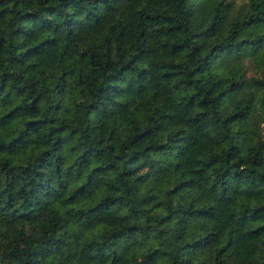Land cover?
Instances as JSON below:
<instances>
[{
  "label": "clouds",
  "instance_id": "1",
  "mask_svg": "<svg viewBox=\"0 0 264 264\" xmlns=\"http://www.w3.org/2000/svg\"><path fill=\"white\" fill-rule=\"evenodd\" d=\"M96 2L105 6L102 9L105 15L96 24L81 17L80 25L73 28L64 50L67 59L53 73L41 109L43 118L50 121L47 131L63 129L52 142L56 138L62 142L71 138L64 154L72 148L77 153L81 148L87 151L91 146L99 149L98 159L105 155L110 158L115 171L108 177L98 178L94 188L87 179L91 169L73 168L70 172V159L63 163L59 176L55 167L48 169L49 182L55 189L45 188L31 214L19 219L6 214L0 218L3 264H25L26 260L28 264H55L54 259L35 261L31 251L46 239L51 226L55 227L57 239L62 241L56 245L63 251L62 264H82L85 257L94 258L98 254L105 255L107 264H112L113 259L126 261V264H143L150 251L156 253L152 257L155 264H242L235 255V247L249 234L261 238L251 245L256 251L250 261L243 264H264V237L261 235L264 225L260 223L264 218V148L260 147L264 145V42L249 45L240 37L237 44L220 49L218 56L209 57L200 69L205 76L197 74L191 78L193 91H202L209 97L205 101L207 107L197 106L189 116L187 111L180 112L178 101L169 99L165 103L166 98L158 95L159 89L149 95L146 84L157 85L166 71L161 67L160 56L152 50L133 62L135 68L128 65L121 71L115 66L124 57L114 46L103 77L77 73L75 65L83 64L81 53L98 58L106 49L110 25H100L113 17L119 20L123 15L117 10L124 0ZM249 5L250 0H236L229 25L236 20L244 21ZM241 28L251 34L248 25L241 24L237 35ZM130 43L125 35L120 47H129ZM188 55L186 51L165 61L179 66L175 69L177 78L172 83L180 84L182 90L185 88L184 73L189 70ZM252 67L257 70L250 77L248 71ZM57 73H63L64 78L60 79ZM101 78L111 79L117 86L102 87ZM208 80L215 82V88L208 85ZM217 88L222 89L223 95L216 91ZM182 94L187 92L177 95ZM153 104L157 109H164L166 115L157 123L149 124ZM190 124L197 125L198 130H204L210 138L212 146L206 152L201 150L189 155L195 143ZM15 126L24 128L20 121H15ZM29 135L30 131L26 130L21 142ZM34 152L35 149H31L25 153L23 160L0 154V160L10 161L13 168L27 167L28 157ZM253 159L258 163L255 169L252 168ZM209 160L213 161L211 165L207 163ZM98 166L94 163L92 168ZM173 169L178 170L174 172ZM198 169H203L200 174L206 173L211 180H216L217 176L223 179L217 181L214 189L197 177ZM186 173L193 183L173 193L175 184L171 178ZM117 176L120 179H115ZM85 182H88V189L84 191L91 190V193L86 200H81L83 192L76 193L75 189ZM65 189L68 196L63 194ZM106 194L118 203L120 212L114 214L117 219L123 221L126 228L136 229L135 232H121L118 224L99 219L103 206H96L98 196ZM68 197L76 202L72 203ZM214 202L230 208L229 214L236 223L227 227L217 223L206 232V223L197 218L212 217L220 212L219 206H212ZM189 207L191 212L186 211ZM202 208L211 211L202 213ZM249 210H255V214L249 215ZM256 228L261 231L253 233ZM96 246H103L100 253ZM39 255L47 256V249Z\"/></svg>",
  "mask_w": 264,
  "mask_h": 264
},
{
  "label": "trees",
  "instance_id": "2",
  "mask_svg": "<svg viewBox=\"0 0 264 264\" xmlns=\"http://www.w3.org/2000/svg\"><path fill=\"white\" fill-rule=\"evenodd\" d=\"M235 5L236 0H124L121 8L117 10L118 13H123L121 18L116 20L113 17L112 20H105L100 25L101 27L110 25V38L105 41L106 49L103 54L98 58H91L87 53H81L83 64L77 63L75 69L77 73L82 72L86 76L103 77V69L110 64L114 46L117 53L124 57L121 63L115 66L121 71L128 65L135 68L136 64L133 62L137 61V58H143L145 53L152 50L155 55L160 56L161 67L166 71L163 72L162 80L157 85L146 84L149 95L157 93L159 89L158 95L166 98L165 103L169 99L178 101L180 112L187 111L190 116L197 106L207 107L205 101L209 100L202 91H193L191 80L197 74L205 76V73L200 71L203 63L213 55L218 56L220 49L237 44L240 37H244L249 45L257 41L264 42V0H250L246 19L242 22L233 21L229 25L231 10ZM104 7L96 0H0V154L18 156L23 160L25 153L35 149V152L28 157L27 167L13 168L10 161L0 160V218L5 214L17 219L29 216L45 188L55 189V186L49 182L50 174L47 170L55 167L56 174L59 176L63 163L69 159L72 164L70 172L73 168L91 169L87 179L94 188L98 178L108 177L115 171L110 158L105 155L98 159L99 149L91 146L87 151L81 148L77 153L76 149L72 148L64 154L63 150L66 144L71 143V138L64 142L56 138L55 142H52V138L57 133H62L63 129L47 131L50 121L43 118L41 109V103L46 96L47 85L53 73L67 59L64 50L73 28L80 25L81 17L96 24L100 17L105 15L102 11ZM241 24H247L252 30L251 34L241 28L237 35V28ZM125 35L131 43L129 47L121 48V41ZM234 36L236 39H233ZM157 49L159 51H156ZM186 51L189 53L187 58L189 70L184 73L185 88L182 90L180 84L172 83L177 78L175 69L179 66L165 63V61L179 57ZM97 65L100 67L98 68ZM252 69L254 72L249 74L250 77L257 70L255 67ZM210 70L211 66L208 68V71ZM57 74L60 79L64 78L63 73ZM100 85L108 88L117 86L111 79L103 78L100 80ZM208 85L215 88V82L212 80H208ZM216 91L223 95L221 88H217ZM181 92H187V94L177 95ZM236 114H239V110ZM165 115L164 109H157L153 104L149 113V124L157 123ZM181 118L187 119V117ZM15 121L23 123L24 128L14 127ZM106 127L105 121L104 130ZM189 127L195 138L189 155L199 153L201 150L206 152L212 146L206 132L198 130L195 124H190ZM26 130L30 131V135L21 142ZM140 134L142 135L143 132ZM14 145H16L15 149ZM260 147L264 148V145ZM41 149H47V151H41ZM89 152H92V155H89ZM94 163L99 166L92 168ZM207 163L211 165L213 161L209 160ZM257 167L258 163L253 159L252 168ZM177 170L173 169L174 172ZM202 171L203 169L197 170V177L205 184H211L212 188H217V181L223 178L217 176L216 180H211L207 178L206 173L201 175ZM121 175L124 173L121 172ZM224 176L226 177L227 173ZM115 179L118 180L120 177L117 176ZM171 179L175 184L173 193L193 183L187 173L173 176ZM88 182L82 183L75 189L76 193L83 192L81 200H86L91 193V190L84 191L88 189ZM63 194L68 196L66 189ZM220 195H223V184L220 185ZM68 199L72 203L76 202L72 197ZM96 206L98 208L103 206L102 215L99 217L101 221L108 219L113 224H118L121 232L127 230L129 234H132L136 231L132 227L126 228L125 223L119 221L114 215L120 212V208L110 194L99 195ZM212 206H219L220 212L212 217L197 218L206 223V232L217 223L225 227L236 223L229 214L231 209L224 203L214 202ZM186 211L192 210L189 207ZM200 211L207 213L211 209L202 208ZM254 214L255 210H249V215ZM260 223L264 225V218ZM259 231L261 229L256 228L253 233ZM261 235L264 237V233ZM260 238L249 234L237 242L235 255L242 264L250 261L256 251L251 245L256 244ZM194 243L198 244L199 241ZM58 244H62V241L57 239L55 227L51 226L46 239L31 249L35 254V261L54 259L55 264H62L63 251L56 247ZM231 244L230 240L229 246ZM102 247L96 246L98 253ZM45 249L48 255L40 256L39 254ZM28 255L29 253H25V256ZM153 256H156L155 252L147 253L143 264H155ZM0 264H3L2 259ZM25 264H28L27 260ZM82 264H107V260L105 255L98 254L94 258L85 257ZM112 264H126V261L113 259Z\"/></svg>",
  "mask_w": 264,
  "mask_h": 264
},
{
  "label": "rangeland",
  "instance_id": "3",
  "mask_svg": "<svg viewBox=\"0 0 264 264\" xmlns=\"http://www.w3.org/2000/svg\"><path fill=\"white\" fill-rule=\"evenodd\" d=\"M254 71H253V69L251 68L249 71H248V75L249 74H252Z\"/></svg>",
  "mask_w": 264,
  "mask_h": 264
}]
</instances>
